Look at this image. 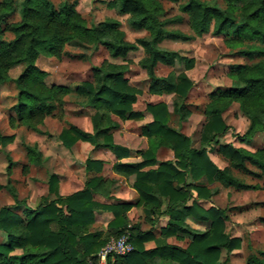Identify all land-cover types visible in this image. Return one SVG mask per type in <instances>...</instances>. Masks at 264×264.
Returning <instances> with one entry per match:
<instances>
[{
	"label": "trees",
	"instance_id": "trees-1",
	"mask_svg": "<svg viewBox=\"0 0 264 264\" xmlns=\"http://www.w3.org/2000/svg\"><path fill=\"white\" fill-rule=\"evenodd\" d=\"M163 1L178 6L186 14L193 35L211 34L223 37L224 44L235 55L246 60L235 66L231 86L212 93L204 107L205 124L199 148L191 146L189 137L170 126L171 114L165 103H148L145 113L151 121L142 125L141 135L147 140V149L139 151L137 163H121L130 157L125 147L113 141V131L122 121H141L144 112L133 109L140 91L130 85L126 75L130 71L127 56L141 49L143 57L138 62L148 80V93L161 96L175 94L186 100L192 88L191 80L184 74H156L158 64L170 63L173 58L184 62L186 70L193 67L174 51L161 48L165 37L188 40L190 37L167 32L164 28ZM224 9L202 0H111L110 9L127 16L129 26L144 31L145 36L134 42L125 40L119 24L104 20L88 26L73 3L62 2L55 6L50 0H21L19 20L6 23L13 14L14 0H0V85L13 81L17 90L10 118L12 128L23 126L37 134L46 117L52 116L72 90L66 86L47 85L46 74L36 64L39 57L61 59L65 46L97 47L106 49L112 59H122L121 64L102 62L91 70V80L80 82L73 93L84 101L83 105L106 113V126L95 136L87 135L74 126L61 130L57 136L62 148L70 150L77 142L89 143L94 149L109 151L115 158L114 173L129 178L134 176L132 188L137 194L134 204L104 203L96 196L107 197L112 180L100 173L103 161L86 159L87 179L82 189L70 194H59V178L49 174L46 195L34 208L15 198L13 206H0V232L5 241L0 242V264H88L110 240L126 235L133 250L126 256L115 257L109 264H222L223 252L228 256L242 246L239 237L226 233L227 215L216 206L203 207L218 193L211 185L236 190H262L264 192V148L248 151L224 144L218 153L232 168L261 180L260 185L242 182L229 167L218 168L208 156L207 148L218 143L227 131L222 115L237 104L248 119L249 127L241 142L264 133V0H223ZM10 34L11 38H6ZM21 66V73L11 79V69ZM190 105L180 102L176 109L179 120L191 114ZM13 136L0 133V146L13 141ZM160 148L171 151L173 159L159 162L156 153ZM29 165L40 166L44 159L38 148L25 146ZM251 166L256 172L249 171ZM12 162L8 160L7 172ZM28 165L24 170L27 171ZM133 207L142 208V222L149 229L141 230V221L131 223L128 212ZM18 209L21 211L17 212ZM109 212L112 220L106 231L92 230L95 212ZM167 217L166 225L155 230L160 217ZM203 227L192 228L187 221ZM187 241L185 248L167 244V239ZM153 242L154 248L145 250L144 244ZM245 264H264V244Z\"/></svg>",
	"mask_w": 264,
	"mask_h": 264
},
{
	"label": "rangeland",
	"instance_id": "rangeland-1",
	"mask_svg": "<svg viewBox=\"0 0 264 264\" xmlns=\"http://www.w3.org/2000/svg\"><path fill=\"white\" fill-rule=\"evenodd\" d=\"M14 1L16 8L13 14L6 18L7 24L19 20L18 8L21 0ZM50 1L55 6L64 1L73 3L88 26L104 20L118 22L119 28L123 31L125 40L128 42H134L137 38L146 35L144 31L132 29L127 22L126 15H121L116 10L110 9L107 5L111 0ZM202 1L220 9L225 8L223 0ZM162 5L165 12L161 20L164 21L165 30L190 38L184 40L165 37L159 46L168 51H174L187 60L193 59L194 64L191 69L186 70L183 61L173 58L170 63L158 64L156 74L163 77L170 72L184 73L193 85L186 100L183 101L175 94L150 95L146 74L138 66V62L143 57L142 50L138 49L129 53L126 59L130 69L126 78L131 86L140 91L133 109L144 112L148 103H165L172 118L170 126L189 137L193 148H199L200 136L205 124L203 111L210 95L229 88L235 66L246 63V60L227 48L223 37H215L211 34L193 35L186 14L181 13L177 5L168 1H163ZM6 38H11V35L6 34ZM64 50L66 54L61 59L39 57L36 62L38 68L46 74L45 83L47 85L66 86L72 90L69 95L64 97L61 107L52 116L46 117L43 125L39 127L43 134H37L23 126L15 128L10 126V118L14 117L12 107L15 103L17 90L13 81L0 85V133L14 138L5 147L0 146V206H13L16 198L19 201H24L27 208H34L46 195V180L51 173L59 177V194L68 195L81 189L88 176L84 169L86 159H102L105 164L103 175L110 177V167H106V164H109L106 162V151L97 152L91 144L85 142H77L70 150H66L59 144L57 136L62 129L71 125L87 135L95 136L97 141L101 140V135L97 133V130L106 126V113L84 106V101L78 99L73 93V88L80 82L91 80L92 68L99 66L102 62L121 64L124 61L112 59L106 49L101 46L83 48L67 45ZM21 71V66L11 69L9 72L11 79L16 78ZM180 102L190 105L192 111L184 120H179L176 115V109ZM222 118L227 126V131L218 138L216 145L211 144L207 148L209 160L220 169L231 168L232 174L242 182L261 186V180L255 176L232 168V165L218 153V148L224 144H230L252 152L264 148V133L254 136L248 142L239 141L238 137L245 134L249 122L239 111L237 104H233L222 115ZM112 119L118 124V128L112 132L115 144L137 151L136 154L147 149V140L141 135L140 128L151 120L149 114L144 112V119L141 121H122L116 117ZM33 145L42 153L44 162L40 166L28 163L25 146ZM138 158V156L134 157L131 161H136ZM169 158H171V154L166 150L161 151L158 155L160 161ZM8 160L12 162L10 173L7 172ZM27 165L28 169L25 171L24 168ZM247 168L249 171L256 172L249 165ZM215 187L218 189V193L212 196L208 202H203V207L207 208L213 205L223 209L227 215L226 233L242 240L241 248L233 251L227 260L223 252L222 264H245L247 258L259 251L264 244V192L262 190H236L218 184L209 186L210 189ZM19 211L21 209L17 210V212ZM129 218L132 222H142L141 210L133 209L129 213ZM106 222H108L106 216H98L96 229H104ZM187 223L194 229H203L191 220H188ZM164 224L165 219H160L159 225L163 226ZM144 228L147 227L144 226ZM3 241L5 238L0 232V242ZM170 241L174 243V240ZM179 246L183 247L184 244Z\"/></svg>",
	"mask_w": 264,
	"mask_h": 264
},
{
	"label": "crops",
	"instance_id": "crops-1",
	"mask_svg": "<svg viewBox=\"0 0 264 264\" xmlns=\"http://www.w3.org/2000/svg\"><path fill=\"white\" fill-rule=\"evenodd\" d=\"M151 121V120H150ZM149 121V122H150ZM148 123V122H147ZM128 149V148H126ZM96 150L97 152H104L106 151V162H109V164L107 165L106 164V167L109 166L110 167V177H107V176H104L103 175V170H104V162H103V168H102V172L100 173V175L105 178L106 180H112L113 181V184L111 185V191L110 193L108 194L107 197H102V196H96V200L100 201V202H104V203H131V204H134L136 199H137V194L135 192V190L132 188V184H133V181H134V176H131L129 178H126V177H123V176H120L116 173H114L113 171V165L114 163L116 162L114 156L107 150H102V149H94ZM163 150H166L168 151L170 154H171V158L167 159V160H164V161H168V160H172L173 159V156H172V153L170 150L168 149H165V148H160L157 153H156V159L159 161V162H163V161H160L158 159V155L161 153V151ZM128 151L130 152V157L128 158H125L123 160H121V163H137L139 162L141 159H140V155L139 154H136L135 152L137 151H133L131 149H128ZM139 157L136 161H131L132 158L134 157ZM97 160H101L102 159H97ZM85 167V166H84ZM59 178V177H58ZM120 180V181H119ZM85 182V181H84ZM84 186V183L82 185V188ZM81 188V189H82ZM80 190V189H79ZM78 191V190H77ZM76 192V191H75ZM74 193V192H72ZM70 193V194H72ZM68 194V195H70ZM62 195V194H60ZM63 196H66V195H63ZM203 203V201H202ZM133 209H138V210H141V216H143V212H142V208H139V207H133L127 214L128 216V219L131 223H136V222H132L131 219L129 218V213L133 210ZM98 216H106V219H108V222H106V226L104 229H96V222H97V217ZM112 214L109 213V212H95L94 213V224L92 225V230H97V231H106V228H107V224L112 220ZM164 218L165 219V224L163 226L159 225V221L160 219ZM138 222V221H137ZM166 222H167V217L163 216V217H160L157 224L155 225V230L158 231L159 228H163L165 225H166ZM144 226H146L147 228H144ZM149 224L148 223H144L142 222L141 223V230H147L149 229ZM199 230V229H198ZM203 230V229H202ZM170 240H174V243H172ZM167 244H170V245H173V246H177V247H180V248H185L186 245H187V241H184V242H181V241H177L174 237H169L167 240ZM177 244H176V243ZM180 244H184L183 247L179 246ZM155 246V244L153 242H147L144 244V248L145 250H151L153 249ZM148 262L150 264H158L159 263V258H154V259H151V260H148Z\"/></svg>",
	"mask_w": 264,
	"mask_h": 264
},
{
	"label": "built area",
	"instance_id": "built-area-1",
	"mask_svg": "<svg viewBox=\"0 0 264 264\" xmlns=\"http://www.w3.org/2000/svg\"><path fill=\"white\" fill-rule=\"evenodd\" d=\"M133 247L126 235L117 239H110L88 264H109L115 257L126 256L131 253Z\"/></svg>",
	"mask_w": 264,
	"mask_h": 264
}]
</instances>
